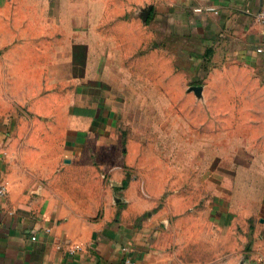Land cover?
Masks as SVG:
<instances>
[{
  "label": "crops",
  "instance_id": "crops-1",
  "mask_svg": "<svg viewBox=\"0 0 264 264\" xmlns=\"http://www.w3.org/2000/svg\"><path fill=\"white\" fill-rule=\"evenodd\" d=\"M83 2L0 0V182L7 187L0 202V264H125L126 257L131 264H202L181 252L197 245L198 237H208L207 231L198 233V225L221 216L209 211L203 197L204 210L186 205L184 214L171 213L185 218V228L178 232L170 225L171 239H164L165 211L154 208L172 180L176 186L177 164L162 166L155 155L146 163L141 127L148 121L122 111L134 105V93L124 91L140 90L127 76L129 56L111 30L106 56L91 48L98 42L95 6ZM132 2L145 0H126L122 11ZM154 2L153 38L168 37L170 43V67L157 68L158 75H168V91L177 89V43H184L179 53L190 60L192 76L205 59L214 67L235 64L264 91V35L253 15L264 0ZM118 21L126 33L119 36L127 37L128 20ZM208 89L218 88L186 86L196 91L194 104L202 108L210 102ZM152 102L158 106L160 98ZM130 133L142 138L136 156L129 151L133 145L123 143ZM169 133L176 145L175 130ZM126 166L136 168L137 177L128 178ZM195 168L201 181L208 178V168L205 173L202 166ZM215 169L211 177L224 185V166ZM182 233L185 244L177 237ZM250 248L239 263L256 264L264 254V246Z\"/></svg>",
  "mask_w": 264,
  "mask_h": 264
},
{
  "label": "rangeland",
  "instance_id": "rangeland-1",
  "mask_svg": "<svg viewBox=\"0 0 264 264\" xmlns=\"http://www.w3.org/2000/svg\"><path fill=\"white\" fill-rule=\"evenodd\" d=\"M80 1L82 3L84 0ZM110 1L90 0L95 6L92 13L96 19L95 30L98 39L97 44L91 43V48L94 46L98 54L104 57L108 54V30L116 36L115 42L118 43L120 50L129 56L127 76L140 88L135 92L124 91L134 93L130 94L134 105L131 107L127 101L130 107L120 109L124 113L128 111L126 115L129 118L140 114L148 121L141 127L146 136L143 139L146 163L151 162L155 155L156 158H160L162 166L177 164L176 186H172L174 183L172 180L171 186L165 187L164 194L158 198L154 208L156 212L165 211V215L161 217L165 223L164 226L161 224L164 239H171L170 225L176 227L177 231H183L185 228V218L175 219L171 213L177 211L184 214L186 205L187 210L190 206L194 210H204L205 204L201 201L205 197L209 202V211L212 214L218 211L221 217L219 221L209 220L207 226H197L198 233L201 230L207 231L208 237L201 239L197 236L198 244L188 250H182V257L202 264L230 262L238 264L248 258L253 251L252 248L248 249L249 246H264L262 85L257 88L255 78L245 70L234 67L235 64L225 68L214 67L206 59L203 68H200L201 70L197 68L198 75L192 76L188 72L191 68L190 60L179 53V47L183 48L184 43H177L175 60L179 69L177 89L168 91V83L165 82L168 75H164V72L158 75L157 68H160L161 72L170 67L168 58L170 43L168 37L164 42L163 40L158 42L153 38L154 0H145L139 5L132 2L130 9L125 11L121 8L122 5L125 6L126 0ZM121 18L128 20L129 23L127 37L119 36L126 34L121 33L124 29L118 21ZM157 56L160 57L158 63ZM207 65L211 67L207 68ZM191 83L218 88L206 91V97L210 100L207 107L202 108L194 104L193 93L196 91L186 90V86ZM157 97L160 98V104L153 106L152 100ZM216 102L218 104L214 105ZM221 102H224V105H221ZM172 130L176 132V145L172 143V137L169 139V132ZM138 135L139 133H130L123 139V143L133 145L129 151L134 156L138 151L137 144L142 142L141 136ZM184 143L190 146L189 152L184 151ZM205 148H208V151ZM191 164L193 167L189 168ZM216 164L225 168L224 185L221 186L211 177L212 173H216ZM195 165L202 166L203 173L208 168L209 171L206 172L208 178L205 177L201 181L197 177L201 171L196 170ZM185 167H188L187 171ZM126 168L128 178L137 177L136 168L130 166ZM162 172L166 174L164 182L168 184L169 171ZM186 172L189 174L188 179ZM214 202H218L219 205L213 204ZM169 209L171 217H167ZM179 221L182 223L176 224ZM184 236L183 233L177 234L181 244L186 243Z\"/></svg>",
  "mask_w": 264,
  "mask_h": 264
},
{
  "label": "built area",
  "instance_id": "built-area-1",
  "mask_svg": "<svg viewBox=\"0 0 264 264\" xmlns=\"http://www.w3.org/2000/svg\"><path fill=\"white\" fill-rule=\"evenodd\" d=\"M253 15H254L255 21L262 28L263 35H264V7H261L258 10H256ZM258 50H260V49H258ZM6 194H7L6 184L4 182H0V202H1V200H3V198L6 196ZM32 238H34V237H32ZM122 250L125 252H129L130 247L129 246H123ZM124 262H125V264H131L130 257H126ZM256 264H264V254H260L258 256Z\"/></svg>",
  "mask_w": 264,
  "mask_h": 264
},
{
  "label": "water",
  "instance_id": "water-1",
  "mask_svg": "<svg viewBox=\"0 0 264 264\" xmlns=\"http://www.w3.org/2000/svg\"><path fill=\"white\" fill-rule=\"evenodd\" d=\"M239 264H242V263H239Z\"/></svg>",
  "mask_w": 264,
  "mask_h": 264
}]
</instances>
